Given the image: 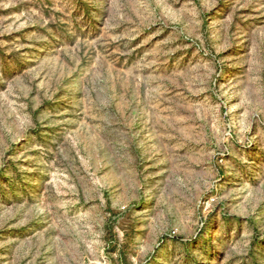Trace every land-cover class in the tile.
<instances>
[{
	"label": "rangeland",
	"instance_id": "rangeland-1",
	"mask_svg": "<svg viewBox=\"0 0 264 264\" xmlns=\"http://www.w3.org/2000/svg\"><path fill=\"white\" fill-rule=\"evenodd\" d=\"M0 264H264V0H0Z\"/></svg>",
	"mask_w": 264,
	"mask_h": 264
}]
</instances>
